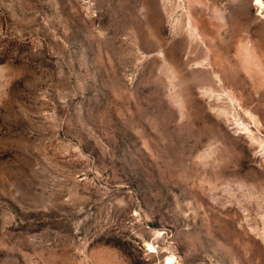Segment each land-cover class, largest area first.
<instances>
[{
	"label": "rangeland",
	"instance_id": "1",
	"mask_svg": "<svg viewBox=\"0 0 264 264\" xmlns=\"http://www.w3.org/2000/svg\"><path fill=\"white\" fill-rule=\"evenodd\" d=\"M264 0H0V264H264Z\"/></svg>",
	"mask_w": 264,
	"mask_h": 264
},
{
	"label": "snow or ice",
	"instance_id": "2",
	"mask_svg": "<svg viewBox=\"0 0 264 264\" xmlns=\"http://www.w3.org/2000/svg\"><path fill=\"white\" fill-rule=\"evenodd\" d=\"M256 2H257V3H260V2H261V0H256Z\"/></svg>",
	"mask_w": 264,
	"mask_h": 264
},
{
	"label": "bare ground",
	"instance_id": "3",
	"mask_svg": "<svg viewBox=\"0 0 264 264\" xmlns=\"http://www.w3.org/2000/svg\"><path fill=\"white\" fill-rule=\"evenodd\" d=\"M264 6V5H263Z\"/></svg>",
	"mask_w": 264,
	"mask_h": 264
}]
</instances>
